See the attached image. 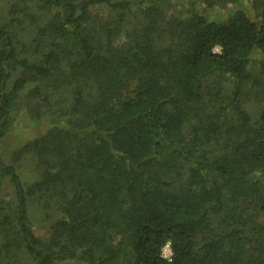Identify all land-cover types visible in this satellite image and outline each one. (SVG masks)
I'll return each mask as SVG.
<instances>
[{
  "label": "trees",
  "instance_id": "obj_1",
  "mask_svg": "<svg viewBox=\"0 0 264 264\" xmlns=\"http://www.w3.org/2000/svg\"><path fill=\"white\" fill-rule=\"evenodd\" d=\"M3 1L0 264H264V0Z\"/></svg>",
  "mask_w": 264,
  "mask_h": 264
},
{
  "label": "rangeland",
  "instance_id": "obj_2",
  "mask_svg": "<svg viewBox=\"0 0 264 264\" xmlns=\"http://www.w3.org/2000/svg\"><path fill=\"white\" fill-rule=\"evenodd\" d=\"M240 3H242L245 7V9L248 11L249 15L253 18H255L257 12L253 6L252 0H240ZM34 5H36V2H34ZM0 6H4V1L0 0ZM229 8H223V10L220 7L215 8V11L217 14H227L230 11ZM212 11V12H213ZM103 21V20H102ZM217 52L220 51V47L217 46L215 48ZM260 54L257 52L254 54L255 59L258 58ZM225 85L229 82L224 83ZM249 91V95L246 98V107L252 112L257 113L258 107L261 105V101H259L256 95L257 89L251 90L248 86L246 87V91ZM50 122L48 120H40V121H29L27 115L22 112L17 116V120L14 124L10 127L9 133L5 137V139L1 143V149L4 151V153L9 156L15 149H18L22 147L28 140L34 139L36 137H39L40 135L44 134L47 128L49 127ZM30 172V173H29ZM29 174L32 175L31 169L29 170ZM7 186L4 187V192H6ZM9 191V190H8ZM32 210V217L35 222V230L36 233L43 237L47 234L48 229V222L43 219V212L42 210L37 207L31 208ZM169 247L166 246L163 250V256L169 255Z\"/></svg>",
  "mask_w": 264,
  "mask_h": 264
},
{
  "label": "built area",
  "instance_id": "obj_3",
  "mask_svg": "<svg viewBox=\"0 0 264 264\" xmlns=\"http://www.w3.org/2000/svg\"><path fill=\"white\" fill-rule=\"evenodd\" d=\"M166 246H168V247L170 248L169 243H167V244L165 245V247H166ZM165 247H164V249H165ZM164 249H163V250H164ZM171 255H172V252H171V249H169V255H168V256H164V257H165V258H170Z\"/></svg>",
  "mask_w": 264,
  "mask_h": 264
}]
</instances>
